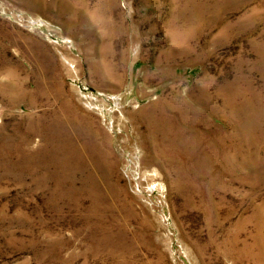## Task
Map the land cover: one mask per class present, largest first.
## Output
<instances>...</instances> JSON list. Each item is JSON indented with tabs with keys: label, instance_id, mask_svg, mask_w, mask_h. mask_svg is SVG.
Returning a JSON list of instances; mask_svg holds the SVG:
<instances>
[{
	"label": "rangeland",
	"instance_id": "rangeland-1",
	"mask_svg": "<svg viewBox=\"0 0 264 264\" xmlns=\"http://www.w3.org/2000/svg\"><path fill=\"white\" fill-rule=\"evenodd\" d=\"M0 264H264V0H0Z\"/></svg>",
	"mask_w": 264,
	"mask_h": 264
}]
</instances>
